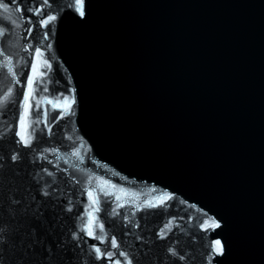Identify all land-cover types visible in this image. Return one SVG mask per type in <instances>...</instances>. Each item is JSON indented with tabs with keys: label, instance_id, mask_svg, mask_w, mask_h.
<instances>
[{
	"label": "water",
	"instance_id": "95a60500",
	"mask_svg": "<svg viewBox=\"0 0 264 264\" xmlns=\"http://www.w3.org/2000/svg\"><path fill=\"white\" fill-rule=\"evenodd\" d=\"M0 4L2 264H264V0Z\"/></svg>",
	"mask_w": 264,
	"mask_h": 264
},
{
	"label": "snow or ice",
	"instance_id": "6c2138e0",
	"mask_svg": "<svg viewBox=\"0 0 264 264\" xmlns=\"http://www.w3.org/2000/svg\"><path fill=\"white\" fill-rule=\"evenodd\" d=\"M45 2H47V0H45ZM0 8H4V10L7 11L6 7H5L4 5H2V4H0ZM81 14H83V13H81ZM55 19H56L55 16H48V17L43 21V24H44V25H47L49 22H51V21H53V20H55ZM3 34H4V33H3V30L0 29V36H2ZM36 54H37V56H39V55H40L39 51H37ZM2 55H3V53L0 52V56H2ZM34 70H35V69H34ZM33 84H34V80H33V78H32V77H29V78H28V91H27V93L24 95V98H23V99H24V112H23V115H22V117H21V126H22V127H23L24 124H25V120H26V118H27V116H28V114H29V110H30V108H31V105H30V103H29V100H30V98H31V96H32V86H33ZM49 103H51V101H50ZM63 103H64V105L70 107L67 98H65V100H64ZM58 107H59V106H58ZM18 135L21 136V142L24 143L25 146H27V145H28V140H27V138H26L23 134L18 133ZM12 159L15 160L16 157L13 156ZM88 196H89V198H90V200H91V206H92V208H93L95 211H98L99 209L96 208V204H97L98 201H97L96 199L93 198V193H92L91 191L88 192ZM117 199H119V197H117ZM168 199H170V197H162V198H161V206H162V204H163L164 202H166ZM148 206L155 207V206H157V205H148ZM95 224H96L95 217H94V215H93V212L90 211V212L88 213V221H87V227H86L85 231H86L87 235H88L89 237H91V238H96V237H95V233H94V231H93V228H94ZM2 227H3V225H0V228H2ZM111 244H112V247H114V248L118 247L115 238L112 239ZM94 251H95V253H96V259H102V258L105 257V255L107 256L108 259H111V258H112V255H113L112 253H107V254L103 253V252L101 251V249L98 248V247L94 248ZM215 251H216V252H220V251H221L220 241H217V242H216ZM121 255H124V253H121ZM0 264H2V262H0ZM116 264H119V261H117ZM128 264H131V262L129 261Z\"/></svg>",
	"mask_w": 264,
	"mask_h": 264
}]
</instances>
